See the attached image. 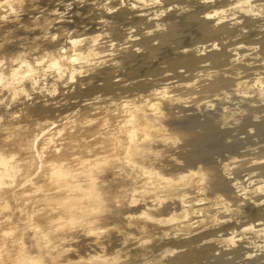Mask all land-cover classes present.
I'll list each match as a JSON object with an SVG mask.
<instances>
[{
	"label": "bare ground",
	"instance_id": "obj_1",
	"mask_svg": "<svg viewBox=\"0 0 264 264\" xmlns=\"http://www.w3.org/2000/svg\"><path fill=\"white\" fill-rule=\"evenodd\" d=\"M24 2L0 0V264H264V0Z\"/></svg>",
	"mask_w": 264,
	"mask_h": 264
},
{
	"label": "rangeland",
	"instance_id": "obj_2",
	"mask_svg": "<svg viewBox=\"0 0 264 264\" xmlns=\"http://www.w3.org/2000/svg\"><path fill=\"white\" fill-rule=\"evenodd\" d=\"M49 0H25V2H24V4H28V5H30V7L28 8V11L30 12V11H33V12H41L42 11V9L40 8V6H42V5H45V4H47V3H49L48 2ZM29 12H27V13H29ZM14 34H12V35H9L8 37H6V36H4V37H1L0 38V43H2V42H4V41H8L11 37V39L8 41V42H13V41H15L16 39H14ZM70 49V46L68 47V50ZM28 53H30V51H28ZM42 56L41 55H37V56H35L34 58H41ZM71 113V112H70ZM103 115H101L100 117H102ZM99 117V118H100ZM39 123H40V121H39V119L38 120H36V118H34V119H31L30 120V122H29V128H31V129H36V128H38V126H39ZM24 125H27V123H25ZM243 131H244V129H243ZM248 133H249V129H247L246 130ZM243 133H245V132H243ZM234 136H236V133H234ZM247 137V135L246 134H243L242 136L240 135L239 136V138H242V144L240 145V146H242V147H244L246 150H244V148H242L244 151H247L248 150V148H246V146L247 147H249V144L251 145V144H256V142L258 141L257 140V138H253V140L251 139V140H249V139H247V140H245L244 138H246ZM255 139V140H254ZM249 140V141H248ZM230 141V142H229ZM232 141V142H231ZM234 139H232V138H230V139H227V141L225 140V141H223L224 142V144L222 145V144H220V149L222 148V150H223V148H224V150L223 151H225V152H223L222 150L220 151V149L219 150H217L218 152H217V154H215L214 156V159H216V160H221V159H224V160H227V162H229V163H233L234 161L232 160V159H229L231 156L233 157V155H234V151H229L230 149H231V147L233 146V144H235L234 142ZM244 141V142H243ZM256 141V142H255ZM254 142V143H253ZM245 143V144H244ZM232 146H231V145ZM243 144H244V146H243ZM224 146V147H222V146ZM229 146V147H228ZM231 146V147H230ZM227 147V148H226ZM226 148V149H225ZM228 148H230V149H228ZM254 148V147H253ZM256 148V147H255ZM241 149V151L243 152V150ZM232 150V149H231ZM240 150H239V153L241 154L242 152H241ZM228 152V153H227ZM231 152H233L232 154H230ZM219 153V154H218ZM221 153V154H220ZM224 153V154H223ZM218 155V156H217ZM221 155V156H220ZM231 155V156H230ZM235 156V155H234ZM236 157V156H235ZM240 159V158H239ZM239 159H238V161H239ZM231 161H233V162H231ZM236 163V162H235ZM237 165V164H236ZM236 165L234 164V167H236ZM238 166V165H237ZM233 167V166H232ZM108 224L107 223H103L102 224V226L103 227H106ZM110 228L112 227V226H109ZM108 227V228H109ZM107 231V230H106ZM113 253V252H112ZM126 253L127 252H122V253H116V252H114V254H116L117 256L118 255H121L122 257H123V259H125V257H126ZM140 253H142V252H140ZM133 254V253H132ZM130 258V257H129ZM135 259V258H134ZM240 261L241 260H236L235 261V263L234 264H240Z\"/></svg>",
	"mask_w": 264,
	"mask_h": 264
},
{
	"label": "snow or ice",
	"instance_id": "obj_3",
	"mask_svg": "<svg viewBox=\"0 0 264 264\" xmlns=\"http://www.w3.org/2000/svg\"><path fill=\"white\" fill-rule=\"evenodd\" d=\"M157 2H158V0H157Z\"/></svg>",
	"mask_w": 264,
	"mask_h": 264
}]
</instances>
